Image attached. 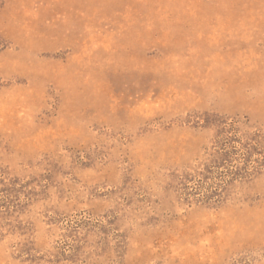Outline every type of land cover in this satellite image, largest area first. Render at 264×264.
<instances>
[{
  "label": "rangeland",
  "instance_id": "rangeland-1",
  "mask_svg": "<svg viewBox=\"0 0 264 264\" xmlns=\"http://www.w3.org/2000/svg\"><path fill=\"white\" fill-rule=\"evenodd\" d=\"M0 264H264V0H0Z\"/></svg>",
  "mask_w": 264,
  "mask_h": 264
}]
</instances>
